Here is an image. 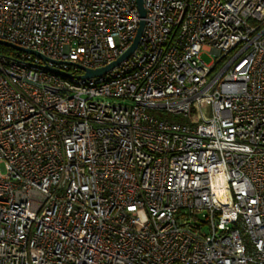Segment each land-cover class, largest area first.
<instances>
[{
  "label": "built area",
  "instance_id": "1",
  "mask_svg": "<svg viewBox=\"0 0 264 264\" xmlns=\"http://www.w3.org/2000/svg\"><path fill=\"white\" fill-rule=\"evenodd\" d=\"M143 6L99 76L0 53V264H264V0ZM139 20L0 0V39L90 68Z\"/></svg>",
  "mask_w": 264,
  "mask_h": 264
},
{
  "label": "water",
  "instance_id": "2",
  "mask_svg": "<svg viewBox=\"0 0 264 264\" xmlns=\"http://www.w3.org/2000/svg\"><path fill=\"white\" fill-rule=\"evenodd\" d=\"M136 7H137V10L139 12L140 20H139L138 27L136 29V33H135V36H134V39H133L131 45L128 47V49L125 52H123L115 60H113L110 63H108L106 65H103L101 67L90 68V67H86V66H83V65L75 63V62H68V61H62V60H53V59L48 58L47 56H45L44 54H42V53H40V52H38L36 50L29 49V48H26V47H22L20 45H17V44H14L12 42H9V41H6V40H2V39H0V44L8 46L10 48H13L14 50H17V51H23V52H26V53H30V54H32L34 56H37L43 62V66H45V67H47L49 69H52V70H54L56 72H62V73H65L66 75H70V73L62 71L61 69H59L58 67H55L54 65H50L49 62H51L52 64H60V63L67 62V63H69L71 65H75L80 70H82L83 73H82L81 76H83V77L99 76V75L104 74L106 71H108L109 69H111L115 65H117L121 60H123L125 57H127L136 48V46H137V44H138V42L140 40V37H141V34H142V29H143L144 22H145V20H144L145 8L143 6V0H136Z\"/></svg>",
  "mask_w": 264,
  "mask_h": 264
},
{
  "label": "rangeland",
  "instance_id": "3",
  "mask_svg": "<svg viewBox=\"0 0 264 264\" xmlns=\"http://www.w3.org/2000/svg\"><path fill=\"white\" fill-rule=\"evenodd\" d=\"M201 58L206 63H210L213 59V57L211 55H208L206 52L201 53ZM148 112L159 117V118H163V119L179 118V117H176L175 115H173L171 113H168L164 110H160V109H156V108L149 109Z\"/></svg>",
  "mask_w": 264,
  "mask_h": 264
},
{
  "label": "trees",
  "instance_id": "4",
  "mask_svg": "<svg viewBox=\"0 0 264 264\" xmlns=\"http://www.w3.org/2000/svg\"><path fill=\"white\" fill-rule=\"evenodd\" d=\"M0 53L4 55H13L15 54V50L13 48L0 44Z\"/></svg>",
  "mask_w": 264,
  "mask_h": 264
}]
</instances>
